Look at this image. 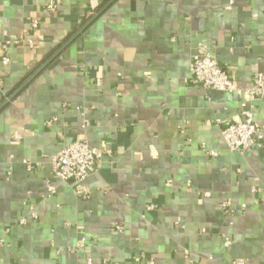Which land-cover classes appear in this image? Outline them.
Returning <instances> with one entry per match:
<instances>
[{
    "label": "crops",
    "instance_id": "obj_1",
    "mask_svg": "<svg viewBox=\"0 0 264 264\" xmlns=\"http://www.w3.org/2000/svg\"><path fill=\"white\" fill-rule=\"evenodd\" d=\"M108 2L0 109V264H264V140L220 136L264 72V0H0V44L33 43L9 46L0 104ZM198 52L236 92L191 81ZM78 136L111 150L80 193L49 163Z\"/></svg>",
    "mask_w": 264,
    "mask_h": 264
},
{
    "label": "built area",
    "instance_id": "obj_2",
    "mask_svg": "<svg viewBox=\"0 0 264 264\" xmlns=\"http://www.w3.org/2000/svg\"><path fill=\"white\" fill-rule=\"evenodd\" d=\"M232 1L230 0V3ZM60 2L61 0H42L44 8L50 12L55 11ZM30 27L32 30H36L38 21L31 20ZM20 43H25L28 46L33 45L31 39L25 40L24 38L9 40L0 44V67L8 65L10 62V57L7 54L9 46ZM189 73L191 81L203 89L228 93L237 91L238 87L233 74L228 69L220 66L216 58L208 52H198L192 56ZM259 100L264 101V72H256L252 77L251 84L244 90L241 116L228 121L220 129V136L230 151L247 150L253 146L263 144L264 125L258 124L254 116L255 103ZM56 120L57 117L52 119V121ZM110 155L111 150L106 146H92L83 136H78L57 153L51 155L49 163L54 177L74 184L77 187V193H80L81 184L96 170L100 160L104 156ZM210 155L216 156V153L210 151ZM23 163L26 170H31L32 166L28 161L23 160ZM153 207L152 204L148 205V209ZM222 209L225 213L230 212V202L224 201ZM31 216L33 218L37 217L34 211H31ZM21 222L26 223V219H22ZM116 229L122 231L120 225ZM0 245H2L1 240ZM140 258H144V255L137 257L135 260L137 261ZM91 263L92 260L88 259L87 264ZM245 263L242 259L234 261V264Z\"/></svg>",
    "mask_w": 264,
    "mask_h": 264
},
{
    "label": "water",
    "instance_id": "obj_3",
    "mask_svg": "<svg viewBox=\"0 0 264 264\" xmlns=\"http://www.w3.org/2000/svg\"><path fill=\"white\" fill-rule=\"evenodd\" d=\"M110 2L107 3L102 9H100L91 19H89L64 45L60 47L59 50H57L45 63H43L39 69L31 75L20 87H18L9 97L6 99L3 103L0 104V109L4 107L9 100H11L29 81H31L38 73L41 71L48 63H50L59 53L65 48L74 38H76L78 35H80L87 26L93 22L103 11L104 9L109 5Z\"/></svg>",
    "mask_w": 264,
    "mask_h": 264
},
{
    "label": "trees",
    "instance_id": "obj_4",
    "mask_svg": "<svg viewBox=\"0 0 264 264\" xmlns=\"http://www.w3.org/2000/svg\"><path fill=\"white\" fill-rule=\"evenodd\" d=\"M47 58H48V57H47ZM47 58H46V59H47ZM46 59H45V60H46ZM45 60H44V61H45ZM44 61H43V62H44ZM41 62H42V61H41ZM41 62H40V63H41Z\"/></svg>",
    "mask_w": 264,
    "mask_h": 264
}]
</instances>
